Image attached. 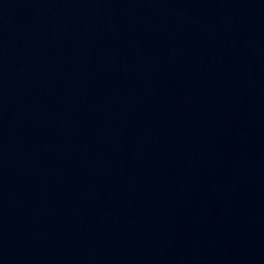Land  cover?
<instances>
[{
	"label": "water",
	"instance_id": "1",
	"mask_svg": "<svg viewBox=\"0 0 264 264\" xmlns=\"http://www.w3.org/2000/svg\"><path fill=\"white\" fill-rule=\"evenodd\" d=\"M0 264H264V0H0Z\"/></svg>",
	"mask_w": 264,
	"mask_h": 264
}]
</instances>
